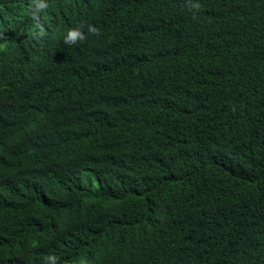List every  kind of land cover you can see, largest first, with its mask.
<instances>
[{"label":"trees","instance_id":"1","mask_svg":"<svg viewBox=\"0 0 264 264\" xmlns=\"http://www.w3.org/2000/svg\"><path fill=\"white\" fill-rule=\"evenodd\" d=\"M34 65L59 134L0 117L32 178H0V264H264V0H0V66Z\"/></svg>","mask_w":264,"mask_h":264},{"label":"clouds","instance_id":"2","mask_svg":"<svg viewBox=\"0 0 264 264\" xmlns=\"http://www.w3.org/2000/svg\"><path fill=\"white\" fill-rule=\"evenodd\" d=\"M35 18V12L33 13ZM90 32H97L95 27H89ZM85 39L83 33L79 29L69 30L66 38V43L70 40L75 43L77 40ZM0 84L6 87V90L0 95V117L8 121H25L27 110L33 104H36L42 114V119L51 124L53 129L59 134V129L53 124L54 110L60 108L63 103V90L49 91L46 87L44 75L38 70L37 66L30 73L23 71H14L0 66ZM34 85L38 90L35 94L27 86ZM16 137L23 138L13 132ZM112 164L108 169L110 175L117 173L121 166ZM14 174L20 177L28 185H32L30 175L22 173L12 162L9 156L0 157V178L5 175ZM16 247L26 262L30 258L37 256L42 249V242L31 234L21 235L18 237Z\"/></svg>","mask_w":264,"mask_h":264}]
</instances>
